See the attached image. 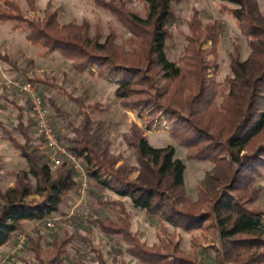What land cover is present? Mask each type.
Here are the masks:
<instances>
[{"label":"trees","instance_id":"obj_1","mask_svg":"<svg viewBox=\"0 0 264 264\" xmlns=\"http://www.w3.org/2000/svg\"><path fill=\"white\" fill-rule=\"evenodd\" d=\"M25 1L35 9L36 0ZM140 1L147 6L144 17L131 10L126 0H93L131 34L129 51L115 43V32L106 38L98 30L93 35L86 20L81 24H62L58 11L49 12L50 4L44 20L36 21L27 19L17 2L1 0L0 22L11 23L13 30H26L27 40L33 46L46 55L60 54L78 74L88 70L95 75L94 66L97 77L103 80H113L117 72L128 74L131 80H117L115 96L121 105L126 109L149 110L148 130L163 115L170 117L176 126L171 136L180 146L193 151L189 157L214 164L199 191V200L192 203L184 190L186 164L176 158L174 146L153 147L143 131L135 129L126 140L135 149L139 163L137 181L131 182L123 178L129 171L116 168L117 159L101 147V129L90 134L85 124L78 130L77 138L65 141L91 182L117 193L129 186L121 195L149 218H160L186 231L209 230L215 242L206 249L214 254V264H264V210L248 205L255 199V191L250 190L253 179L261 176L264 169V13L259 12L257 0H217L236 7L229 10L250 50L245 60L237 49L230 54L231 76L219 84L208 75L212 64L207 57L216 51L224 28L221 21L215 19L203 25L196 10L188 25L185 55L177 65L167 52L174 36L173 25L179 18L177 6L182 0ZM207 42H212V48H205ZM157 77L165 82L161 89L154 86ZM150 89L156 93L150 94ZM50 105L58 116L63 115L53 100ZM23 115L19 108L18 130L24 144L0 123L3 136L28 166L27 170L16 172V188L6 192L0 189V201L5 202L0 212V248L22 233L26 222L42 223L60 214L61 206L77 190L71 165L65 163L53 170L46 148L41 152L39 146L32 147L31 120L25 126ZM1 173L0 157V181ZM32 195L42 196L43 201L28 204L26 198ZM100 203L102 207L118 209V218L114 221L99 217L95 219L97 228L108 237L121 238L127 245L126 251L142 263L209 264L198 254L182 251L172 239L147 247L132 233L130 214L123 203ZM162 231L166 233L165 229ZM37 236L31 251L38 264H59L65 260L71 238L54 241L56 254L50 253L44 259L39 249L42 238L39 233ZM28 241L34 244L32 238Z\"/></svg>","mask_w":264,"mask_h":264},{"label":"rangeland","instance_id":"obj_2","mask_svg":"<svg viewBox=\"0 0 264 264\" xmlns=\"http://www.w3.org/2000/svg\"><path fill=\"white\" fill-rule=\"evenodd\" d=\"M13 1L20 5L23 15L29 20H44L47 5L50 4L49 12L58 11L62 24L69 22L81 24L86 20L91 26L93 35L98 30L106 38L111 32H115V43L125 46L128 51L131 49L129 44L131 34L109 12L98 7L93 0H36L35 9H32L25 0ZM126 1L131 10L140 16H145L147 6L143 2ZM257 3L259 12L263 14L264 0H257ZM224 8L226 10L223 14L221 10ZM230 8L236 7L226 6L217 0H182V3L177 6L179 18L172 28L174 36L168 43L169 59L180 65L187 47L189 21L196 10L200 12L199 19L203 25L218 19L223 24V33L218 39L215 53L210 54L207 61L212 64L208 70L209 77L222 84L227 77L231 76L230 54L237 49L241 53V59L245 60L250 53L247 40L240 30L239 23L230 12ZM37 48L27 40L26 30H13L11 23L0 22V54L9 55L18 62L20 71L31 76L28 78L43 82H36V86L51 111L54 127L62 137V143L67 144L65 138H77L78 130L83 129L85 124L89 126L90 134L100 128L101 147L108 149L109 156L117 159L116 168L123 167L129 171L123 178L134 182L139 176V163L135 149L131 148L126 140L132 136L135 129H139L143 131L153 147L164 148L170 145L175 147L176 158L186 164L185 194L192 203L199 200V191L208 173L213 171L214 164L210 160L199 161L189 157L193 151L180 146L171 136L176 126L170 117L163 115L148 130L149 110L126 109L121 105V101L115 96L118 88L117 80H131L128 74L117 72L113 80H99L95 73L92 75L89 72L87 75H81L73 70L70 61L59 54L40 59ZM205 48H212V42H207ZM30 59L36 60V63ZM10 67L0 61V82L4 83L5 77L15 79L17 73ZM94 68L97 69L96 66ZM154 86L161 89L165 86V82L157 77L154 80ZM149 93L153 95L156 92L150 89ZM51 100L62 110L64 116L57 115L56 110L50 105ZM14 105L23 109L25 126L31 120L32 147L40 146L43 141L37 133L31 109L29 110L30 106L19 92L13 91L4 84L0 87V123L19 143L24 144L25 140L18 130L19 112ZM0 157L2 163L0 189L6 192L10 188H16V172L27 170L28 166L1 131ZM128 188L129 186H123L120 188L121 193H117L114 189H103L90 181L89 195L86 199L81 200L77 193H73L71 198L61 206V213L49 218L54 223V227L47 226L49 219L42 223L26 222L22 233L28 237V240L32 238L34 244L28 241L25 248L17 252L18 235L21 234L19 233L12 241L0 248V264H38L31 251L37 242L38 233L42 238L39 245L40 255L44 259L50 253L56 254L54 241L60 243L67 237L71 238L64 255L66 258L59 264H144L126 251L127 245L121 238L104 235L95 224V219L99 217L117 220L118 209L102 207L100 203L110 204L115 201L125 205L130 214L132 233L147 247L159 245L160 240H165L167 243L168 239H172L185 253L198 254L200 259L214 264V254L206 249L208 245H213L215 242L209 230L186 231L167 224L160 218H149L144 211L135 209L128 197L121 195ZM250 190L255 191V199L253 202H248L249 207L264 210V169L261 176L254 177ZM42 201L43 197L39 195L26 198L28 204ZM4 205V200H1L0 212ZM162 229H165L166 233H163Z\"/></svg>","mask_w":264,"mask_h":264},{"label":"built area","instance_id":"obj_3","mask_svg":"<svg viewBox=\"0 0 264 264\" xmlns=\"http://www.w3.org/2000/svg\"><path fill=\"white\" fill-rule=\"evenodd\" d=\"M4 80V83L0 82V87H2L4 84L8 85L10 88L18 91L28 99L37 133L45 144V148L48 152V159L52 168H59L65 163L71 165L76 175V193L81 198V200L86 199L90 190V180L87 171L80 163L76 154L69 150L67 145L60 141L57 131L54 127L51 111L47 107L45 100L38 90L36 84L32 79L24 77L18 79H9L5 77ZM47 226L52 228L54 227V223L49 219L47 221ZM27 242L28 237L24 233L19 234L16 251H22L25 248Z\"/></svg>","mask_w":264,"mask_h":264},{"label":"crops","instance_id":"obj_4","mask_svg":"<svg viewBox=\"0 0 264 264\" xmlns=\"http://www.w3.org/2000/svg\"><path fill=\"white\" fill-rule=\"evenodd\" d=\"M38 50H37V52H38V57L40 58V59H44V58H47V57H50V56H53V55H55V54H58V53H55V54H52V55H46L40 48H37ZM60 55V54H59ZM61 56V55H60ZM62 57V56H61ZM7 58H9L10 60L9 61H6L7 60ZM63 58V57H62ZM33 61V62H35L36 63V60H33V59H30V61ZM0 61H2V62H4V63H6V64H8L9 66H11L10 68H12V70L15 72V73H17V76L15 77V79H18V78H28V77H31V76H29V75H25L24 74V72L23 71H20V69H19V64H18V62H16L11 56H9V55H2V54H0ZM37 62H38V60H37ZM92 71L96 74V71H97V69L96 68H92ZM87 72H89L88 70L87 71H85L84 73H83V75H87ZM90 73V72H89ZM82 75V74H81ZM97 76V75H96ZM98 79V78H97ZM99 80H101V79H99ZM43 83V82H42ZM13 91H16V90H14V89H12ZM16 92H18V91H16ZM19 95H21L22 97H24L25 98V100L27 101V103H28V106H29V102H28V99L24 96V95H22V94H20L19 93ZM14 106H16L15 108L18 110V112H19V108L20 107H18L17 105H14ZM29 110H30V107H29ZM25 112H28V110H25ZM36 133V132H35ZM40 147V149L42 150V149H45V144H44V142H42V144L39 146Z\"/></svg>","mask_w":264,"mask_h":264}]
</instances>
